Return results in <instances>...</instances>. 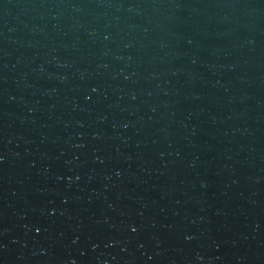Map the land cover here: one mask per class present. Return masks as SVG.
I'll return each mask as SVG.
<instances>
[{
  "label": "water",
  "instance_id": "95a60500",
  "mask_svg": "<svg viewBox=\"0 0 264 264\" xmlns=\"http://www.w3.org/2000/svg\"><path fill=\"white\" fill-rule=\"evenodd\" d=\"M0 264H264V0H0Z\"/></svg>",
  "mask_w": 264,
  "mask_h": 264
}]
</instances>
